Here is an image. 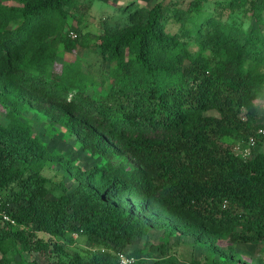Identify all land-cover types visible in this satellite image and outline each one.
Segmentation results:
<instances>
[{"label":"trees","instance_id":"trees-1","mask_svg":"<svg viewBox=\"0 0 264 264\" xmlns=\"http://www.w3.org/2000/svg\"><path fill=\"white\" fill-rule=\"evenodd\" d=\"M77 1L0 0L1 88L12 84L23 98L58 108L82 126L91 152L123 154L139 166V174L112 175L108 165L71 169L72 191L48 199L43 172L52 159L29 127L12 116L8 125H0V211L15 226L0 218V254L19 245L54 258L55 264H117V254L147 231L134 209L154 212L153 202L162 203L181 223L190 219L186 228L226 232L241 243L264 242V157L246 162L220 143L240 129L241 110L249 109L264 87L259 72L264 36L225 32L207 18L195 32L225 56L208 69L166 32L165 8L158 2L144 23L98 37L104 62L112 65L105 94L88 97L82 91L85 83L60 85L51 71L57 44L50 21L63 23L66 9ZM205 1L190 4L201 11ZM10 24L15 27L8 29ZM81 108L83 116L73 111ZM210 109L218 119L204 117ZM124 198L131 200V208L118 203ZM74 235L93 249L89 259L64 252L59 242ZM0 264L10 263L0 257Z\"/></svg>","mask_w":264,"mask_h":264},{"label":"rangeland","instance_id":"rangeland-1","mask_svg":"<svg viewBox=\"0 0 264 264\" xmlns=\"http://www.w3.org/2000/svg\"><path fill=\"white\" fill-rule=\"evenodd\" d=\"M191 1L78 0L74 7L66 9L63 23L50 21L52 37L57 44L52 75L58 84L64 86L67 83H85L82 91L88 97L99 93L104 95L108 85L107 68L112 64L104 62L97 47L98 37L111 36L131 23H144L148 11L158 2H162L165 8L166 32L184 43L191 58H200L208 69L218 66L225 56L208 48L203 34L200 36L195 32L196 27L207 18L212 17L218 29L225 32L242 35L255 31L264 36V0H206L201 11L193 9ZM229 1L230 4H227ZM4 4L16 5L9 1ZM177 12L183 14L180 20ZM129 14H132L131 18ZM14 27L15 24H10L8 29ZM207 28L211 29L209 25ZM70 33L75 34L76 38L71 39ZM66 44L70 50L65 49ZM183 64L186 66L187 61ZM259 72L264 73V68H260ZM6 85L2 89L3 84H0V125H8L11 117L15 116L20 124L29 127L32 136L45 148L46 154L52 159L43 172L47 179L45 187L48 199L72 191L76 181L70 173L71 169L86 171L108 165L105 168H109L112 175L123 172L132 178L138 176L139 166L123 154L91 152L90 143L82 139V126L75 124L58 108L53 109L45 102L23 98L21 93L12 89V84ZM71 92L74 94L77 89ZM73 111L81 116L85 114L82 108ZM204 117L218 119L219 114L215 109H210L204 113ZM239 119L242 123L240 129L223 136L220 143L244 161L256 162L264 157V139L255 134L259 128L264 127V87L252 106L241 110ZM249 138L255 141L254 147L250 149ZM13 192L9 190L8 195L13 197ZM117 201L125 209L131 208L129 198ZM134 210L146 223L147 231L132 244L126 245L121 253L132 256L135 264H264V242L241 243L231 240L226 232L209 228L198 232L186 228L185 225L191 223L190 219L184 217L181 223L174 218L176 215L159 202H153L154 212L145 214L139 207ZM34 234L42 241L48 239L42 233ZM69 238L68 241L59 242L64 246V252L76 254L84 260L89 259L93 249L85 238L76 235ZM0 257H5L10 264H55L54 258L34 249L25 250L19 245L15 249H4Z\"/></svg>","mask_w":264,"mask_h":264},{"label":"built area","instance_id":"built-area-1","mask_svg":"<svg viewBox=\"0 0 264 264\" xmlns=\"http://www.w3.org/2000/svg\"><path fill=\"white\" fill-rule=\"evenodd\" d=\"M70 38L71 39H75L76 35L73 34V33H70ZM256 135H257V137L264 139V127L259 128L256 131ZM254 145H255L254 139L253 138H249V140H248L249 149L251 147H254ZM0 201H1V197H0ZM0 218H1V221L3 223L9 224L11 226H15V221L12 220L9 215H7L6 213H4L2 211H0ZM117 264H135V259L132 256H130V255H125L123 253H118L117 254Z\"/></svg>","mask_w":264,"mask_h":264}]
</instances>
